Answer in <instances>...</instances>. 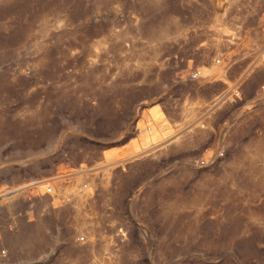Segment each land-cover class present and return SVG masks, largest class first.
<instances>
[{"label": "rangeland", "instance_id": "374dc122", "mask_svg": "<svg viewBox=\"0 0 264 264\" xmlns=\"http://www.w3.org/2000/svg\"><path fill=\"white\" fill-rule=\"evenodd\" d=\"M0 264H264V0H0Z\"/></svg>", "mask_w": 264, "mask_h": 264}, {"label": "built area", "instance_id": "2783aa9c", "mask_svg": "<svg viewBox=\"0 0 264 264\" xmlns=\"http://www.w3.org/2000/svg\"><path fill=\"white\" fill-rule=\"evenodd\" d=\"M49 191H51V188H49Z\"/></svg>", "mask_w": 264, "mask_h": 264}]
</instances>
